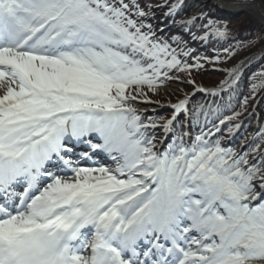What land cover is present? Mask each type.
<instances>
[{
  "label": "snow or ice",
  "instance_id": "1",
  "mask_svg": "<svg viewBox=\"0 0 264 264\" xmlns=\"http://www.w3.org/2000/svg\"><path fill=\"white\" fill-rule=\"evenodd\" d=\"M148 15L137 0H0V264H264V168L204 133L157 149L151 130L172 132L187 100L160 125L132 106L193 67Z\"/></svg>",
  "mask_w": 264,
  "mask_h": 264
},
{
  "label": "trees",
  "instance_id": "2",
  "mask_svg": "<svg viewBox=\"0 0 264 264\" xmlns=\"http://www.w3.org/2000/svg\"><path fill=\"white\" fill-rule=\"evenodd\" d=\"M262 1L264 2V0ZM151 2H157V0H142V9L149 13L146 18H143V21H157L161 13L163 14L166 12L170 5H172L171 1L169 4L165 1L161 7H153ZM201 12L202 13L193 15H184L185 18L191 17L189 20L193 19L192 24L194 26L193 30L197 34L196 37H190V35L187 34L186 28H182V26H177L178 28L176 29L175 27L169 26L168 29L162 33L159 30L164 26L157 23L158 26L152 30L160 40H163L167 36L172 43H175L179 37H185V41L189 42L191 45H196L198 48H204L211 46L208 45V43L213 44L214 42H217L215 36H209L207 44H204L203 46L204 41L200 37L202 36L200 34L201 32H209V29L206 27V25L209 24V21H215L218 25L226 24L230 30L229 37L227 39L218 38V43L223 45L227 44V47L230 48V52L224 54L222 51L219 52L215 49L205 53L202 52V54L200 50H195L192 54L183 56L184 52L181 50H175L177 58L180 59L183 64L193 65V67L185 72H180L175 69L171 70L168 72L170 78L163 82L169 83L173 81L180 83L192 95L197 91V86L199 84L214 87L211 90H216L217 95H212L211 90L204 94H195L189 107V109L193 111V113L190 112L192 115L195 114V108L197 109L201 106H203L205 110L208 109L205 111L206 116H216L225 110H228L226 117H233L235 113H240L239 116L226 121L224 124L220 123L222 118H212L210 116L209 122H211V130L206 127L203 131H206V133L211 136H214L212 133L217 131L216 136L220 137L227 131L230 125L237 127L236 125L241 124L242 130L244 131L250 120L257 117L256 113L258 112L259 119L261 118L259 123L260 127L258 133H255V138L250 144L256 145L260 143V151H264V127H262L264 126V86H259L253 90L254 84L262 85V82H264V30L261 28L259 29L257 21L248 14L240 15L237 18L228 17V15L220 12L212 5ZM194 15L198 17L195 18ZM168 18L173 19L172 17ZM238 18L241 19L242 22L237 25L234 23V20ZM172 21L174 22V25L179 23L177 20ZM144 30L147 31V28ZM191 42L195 43L193 44ZM258 50H261L260 54L244 64ZM217 57H219V59H217ZM197 64L200 65V67H195ZM242 66L244 67L239 72L240 79L237 84L230 88L227 85L224 86V82L228 81L231 77L230 73ZM217 87L221 88L218 89ZM144 90L151 97L157 99L158 92L156 90L150 91L147 87H145L143 91ZM146 93L144 96L138 97L144 98L146 97ZM234 106H236L237 109L233 111ZM230 107L232 108L231 111ZM242 134L243 133L237 134L234 137V142L239 139L241 140ZM259 137H262V139H258ZM263 157L264 155L262 154L260 160H262Z\"/></svg>",
  "mask_w": 264,
  "mask_h": 264
},
{
  "label": "bare ground",
  "instance_id": "3",
  "mask_svg": "<svg viewBox=\"0 0 264 264\" xmlns=\"http://www.w3.org/2000/svg\"><path fill=\"white\" fill-rule=\"evenodd\" d=\"M194 4H199L202 0H192ZM222 3V5H237V7H233L230 9L232 14H237L240 12L251 13L253 17L256 18V21L259 25V29L264 28V5L260 1H250V2H235L230 0H217ZM245 5H250L245 6ZM231 8V7H230ZM228 12V11H227Z\"/></svg>",
  "mask_w": 264,
  "mask_h": 264
},
{
  "label": "rangeland",
  "instance_id": "4",
  "mask_svg": "<svg viewBox=\"0 0 264 264\" xmlns=\"http://www.w3.org/2000/svg\"><path fill=\"white\" fill-rule=\"evenodd\" d=\"M232 15H234L236 18L239 16V15H236V14H232ZM240 22H242V20L239 19V18L234 20V23L237 24V25ZM178 87L180 88V86H178V85L171 84L168 87H164V88H162L159 91H160V94L163 97H167V99H169L170 96H173V95H170V94H172L173 92H176L178 90Z\"/></svg>",
  "mask_w": 264,
  "mask_h": 264
}]
</instances>
